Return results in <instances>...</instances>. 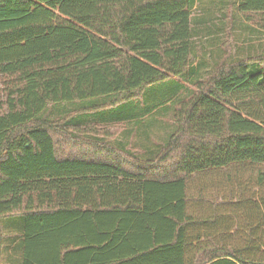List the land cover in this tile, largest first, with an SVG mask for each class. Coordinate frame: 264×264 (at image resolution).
<instances>
[{
    "label": "trees",
    "instance_id": "obj_1",
    "mask_svg": "<svg viewBox=\"0 0 264 264\" xmlns=\"http://www.w3.org/2000/svg\"><path fill=\"white\" fill-rule=\"evenodd\" d=\"M194 5L0 0V264L8 250L14 264H264V171L262 197L239 180L237 200L233 186L221 200L200 186L264 166V63L192 81ZM238 10L264 31V0ZM173 78L197 90L173 101L176 129L156 158L118 149L104 125L166 108L185 88ZM158 84L168 94L136 103ZM62 104L85 116L43 118ZM91 113L99 127L85 126ZM247 207L240 230L222 225L233 222L225 210Z\"/></svg>",
    "mask_w": 264,
    "mask_h": 264
},
{
    "label": "rangeland",
    "instance_id": "obj_2",
    "mask_svg": "<svg viewBox=\"0 0 264 264\" xmlns=\"http://www.w3.org/2000/svg\"><path fill=\"white\" fill-rule=\"evenodd\" d=\"M192 18V67L195 68V74L191 76V80L196 79L207 80L220 70L229 68L231 65L249 60H259L264 63V31L249 22L246 17L238 10V0H195V5L191 10ZM251 16L249 17V19ZM259 67L258 65H253ZM264 70V67L261 68ZM197 72V73H196ZM176 82L184 86V90L177 93L174 97L172 93L168 98H172L170 102H166L153 112L152 115H147L140 119L138 126L134 122L130 123H110L107 133L111 134L110 141L113 142L118 149H124L130 156L139 157L143 155V160H154L160 152L164 143H166L176 129L173 116V101L176 98L184 99L191 91L197 90L192 82H184L181 79L173 78ZM187 80V79H186ZM168 86L156 85L151 91L136 103L150 102L153 103L157 99H161L164 94H168ZM172 103V108L169 104ZM82 107L78 104H62L50 106L44 114L43 118L50 120L56 125L61 124V120L77 118L85 116L81 112ZM108 114V110L103 111ZM91 113L88 116L86 125L92 128L99 127L98 114ZM134 125V126H133ZM58 140V139H57ZM60 142V140H58ZM75 142H84L76 139ZM121 147V148H120ZM159 149V150H158ZM144 151V152H143ZM171 163H169L170 166ZM245 169V170H244ZM264 171V166L255 167H239L219 170L209 173L200 184L203 187L206 195L220 192V200L226 198L230 191V186L234 187V197L237 200L236 193L238 180L242 186L249 188L250 196H263L262 191L256 186L260 172ZM200 186L198 188H200ZM193 195L198 196L197 188ZM213 196V198H214ZM259 203L263 201L259 200ZM264 203H262L263 205ZM232 210H225L224 214L232 213L238 221L225 223L222 225L231 226L233 232L244 226V220L250 219V211L247 207L245 214L234 215ZM261 215H263L261 213ZM263 218V217H262ZM257 225V223H255ZM261 224V223H260ZM260 229L264 232V222L262 221ZM243 233L244 231H240ZM240 233V235H241ZM8 250L5 254L4 264H14V258L10 257Z\"/></svg>",
    "mask_w": 264,
    "mask_h": 264
},
{
    "label": "crops",
    "instance_id": "obj_3",
    "mask_svg": "<svg viewBox=\"0 0 264 264\" xmlns=\"http://www.w3.org/2000/svg\"><path fill=\"white\" fill-rule=\"evenodd\" d=\"M144 154H142L141 157H143ZM234 218V221L237 222L238 221V218L236 216H232Z\"/></svg>",
    "mask_w": 264,
    "mask_h": 264
}]
</instances>
